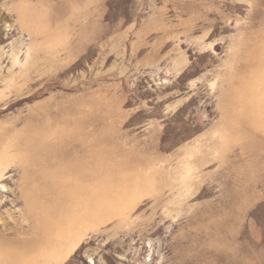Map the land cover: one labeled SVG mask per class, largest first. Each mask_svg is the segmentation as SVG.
<instances>
[{
    "label": "rangeland",
    "instance_id": "374dc122",
    "mask_svg": "<svg viewBox=\"0 0 264 264\" xmlns=\"http://www.w3.org/2000/svg\"><path fill=\"white\" fill-rule=\"evenodd\" d=\"M0 264H264V0H0Z\"/></svg>",
    "mask_w": 264,
    "mask_h": 264
},
{
    "label": "bare ground",
    "instance_id": "6f19581e",
    "mask_svg": "<svg viewBox=\"0 0 264 264\" xmlns=\"http://www.w3.org/2000/svg\"><path fill=\"white\" fill-rule=\"evenodd\" d=\"M91 262V261H90Z\"/></svg>",
    "mask_w": 264,
    "mask_h": 264
}]
</instances>
